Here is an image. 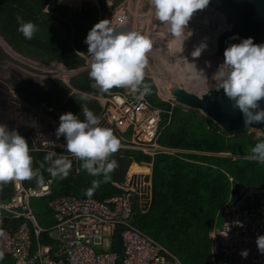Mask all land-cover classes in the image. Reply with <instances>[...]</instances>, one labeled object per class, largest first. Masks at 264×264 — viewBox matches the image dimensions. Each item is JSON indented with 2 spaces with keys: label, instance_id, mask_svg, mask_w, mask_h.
Masks as SVG:
<instances>
[{
  "label": "trees",
  "instance_id": "16d2710c",
  "mask_svg": "<svg viewBox=\"0 0 264 264\" xmlns=\"http://www.w3.org/2000/svg\"><path fill=\"white\" fill-rule=\"evenodd\" d=\"M113 1L119 4L122 0ZM106 3L107 0H97V3L88 1L79 10H73L58 0H0V35L15 52L30 59L42 63L55 61L67 67L83 65L84 58L90 57L85 38L101 13L107 10ZM17 15L38 25L32 39H26L17 30ZM0 53L7 56L2 45ZM14 81V92L19 98L32 105H47L50 116L58 122L60 115L69 111L83 120L80 104H86L97 115L102 107L93 96L107 95L91 86L93 81L89 78L88 70L70 76L69 84L60 78H45L37 89L18 79ZM143 83L150 88V93L146 94L148 98L164 110L162 115L167 120L170 118V123L162 130L160 143L171 148V151L154 157L123 149L111 154L110 160L115 154L132 155L134 162L152 169L149 203L146 209L142 204L135 203L133 223L178 255L184 264H212L214 252L210 233L215 226H221L225 219L220 212L221 207L237 201L242 185L264 186V164L250 159L251 148L264 140V136H257L249 128L230 135L199 110L162 99L149 76H144ZM121 89L114 87L110 91ZM83 93H87L90 99L80 100ZM22 135L29 142V135ZM30 154L33 157L32 167L44 183L51 176L46 171V152L30 151ZM80 164L81 161L79 172H69L63 179L54 178L52 194L40 198L49 202L63 194L88 197L85 189L91 187L93 180L100 183L91 197L104 199L125 191L113 182L112 172L105 182L102 175H89ZM24 183L42 184L37 182L36 176L24 180ZM7 184L12 186L13 182ZM4 213L0 209V218ZM23 220L22 217L13 218L11 222L1 225L11 229ZM50 222L52 225L56 222L54 215ZM120 230L118 228L116 233ZM39 239L53 246L57 243L49 231L42 232ZM221 254L219 250L216 251L217 257ZM10 261L8 258L0 264Z\"/></svg>",
  "mask_w": 264,
  "mask_h": 264
},
{
  "label": "built area",
  "instance_id": "2783aa9c",
  "mask_svg": "<svg viewBox=\"0 0 264 264\" xmlns=\"http://www.w3.org/2000/svg\"><path fill=\"white\" fill-rule=\"evenodd\" d=\"M84 59L86 66L88 61ZM88 68L89 64L83 71ZM57 69L60 73L68 71ZM93 97L102 107L97 115L101 125L119 138V149L140 151L152 157L171 151L160 143L165 127L162 126L164 110L155 106L147 95L140 98L139 92L132 94L122 88L109 91L104 97ZM172 101L178 103L174 97ZM26 108L16 110L18 121L7 122L0 117V124L20 134L27 133L31 151H55L68 159H76L66 150L64 137L58 138L55 134L59 124L45 122V116L36 113L39 107H33V114L27 117ZM169 113L171 116L172 111ZM169 122L170 119L167 124ZM128 133L130 141L125 139ZM149 176L147 180L144 172H129L123 183H116L125 191L104 199L63 194L50 200L56 222L49 228L38 223L31 198L51 195L54 178L48 177L39 186L26 185L24 180L13 182L11 195L0 200V209L10 220L20 217L24 220L15 228H0V263L9 258L15 264H184L178 255L133 223L134 198L138 194L144 205L151 188V173ZM238 195L236 202L221 207L225 219L210 233L212 264H264V253L256 243L257 237L264 235V186L242 185ZM118 228H121L123 256L115 249L114 236ZM43 231H49L57 240L55 248L39 241ZM245 249L246 257L241 255ZM217 250L222 253L220 257L216 256Z\"/></svg>",
  "mask_w": 264,
  "mask_h": 264
},
{
  "label": "clouds",
  "instance_id": "9594fccd",
  "mask_svg": "<svg viewBox=\"0 0 264 264\" xmlns=\"http://www.w3.org/2000/svg\"><path fill=\"white\" fill-rule=\"evenodd\" d=\"M208 3L209 0H150L156 20L166 25L167 30L173 36L183 37V40L191 34L186 31V26L193 13L204 8ZM16 20L19 25L17 30L26 39H32L38 31V25L32 21H25L21 15H17ZM125 23V19L113 23L111 19L105 18L95 23L89 30L85 38V43L88 45L87 53L91 57L88 75L93 81L91 86L98 89L100 93H107L116 87L124 88L132 94L139 92V97L142 98L150 93L149 86L143 81L148 64V53L153 47V42L144 33L135 29H125ZM205 47L206 44L202 41L193 48L190 55L199 56ZM3 48L7 51L5 46ZM52 62L55 66L60 65L59 69L62 71L68 70V74H70V69L75 68ZM207 63L205 61V64ZM187 70L191 78L199 80L205 76L203 69L197 68L193 62L187 65ZM56 71L59 70L56 68ZM210 79L211 89L217 92L222 89L223 96L231 102V107L239 110L244 125L253 126L254 123L264 122V108L259 104L264 98V41L253 42L251 36H244L237 42L228 43L223 48L222 60L217 63ZM79 99L86 101L90 97L87 93H83ZM20 100L21 98L18 97L19 102ZM22 103L27 108L32 105L23 100ZM80 105L84 115L83 120L71 111L62 113L59 117L60 122L54 118V120L51 119V116V118L45 116L44 119L55 125L59 124L55 129V134L58 138L64 137L66 150L81 161L80 166L89 175H102L106 182L110 179L109 173L117 166L109 158L119 149L120 141L111 129L101 125L97 116L100 112L96 115L86 104ZM35 107L44 110V106ZM33 112L32 110L31 114ZM167 122L162 121V126L166 127L170 123L167 124ZM30 151L28 140L18 130L9 129L6 125L0 124V187L9 182L31 180L34 176L37 177L38 183H43V178L38 176L32 167L33 157ZM250 159L264 164V140L258 141L251 148ZM44 161L48 164L46 171L52 177L60 179L69 175L73 163L72 160L58 155L55 151L47 152ZM41 167L44 165L41 164ZM99 183L93 180L91 187L85 189V195L91 197L94 190L99 187ZM2 218L0 228L6 229L1 225L4 224ZM11 220L9 218L8 222ZM114 238L116 246V237ZM256 243L259 251L264 253V235L258 236ZM241 255L246 257L248 251L242 250Z\"/></svg>",
  "mask_w": 264,
  "mask_h": 264
},
{
  "label": "rangeland",
  "instance_id": "374dc122",
  "mask_svg": "<svg viewBox=\"0 0 264 264\" xmlns=\"http://www.w3.org/2000/svg\"><path fill=\"white\" fill-rule=\"evenodd\" d=\"M85 1L87 0H82L83 5L85 4ZM89 1L97 3L96 0ZM58 2L68 4L73 10H79L83 6L82 3H78V0H68L67 3L64 0H58ZM207 5L212 7L210 2ZM106 7L107 10L101 13L95 23L105 18L111 19L113 23H118L120 19H125V29H135L148 35L152 39L153 47L148 53V64L145 68V75L149 76L154 81L155 85H157L158 94L169 100H172V97H175L174 93L177 88L188 90L186 87H189L190 90L188 91L195 92L199 95L211 88V74L215 70L217 63L222 59L212 58L215 60H210L204 48L197 57H192L190 55L191 51L202 41L206 44L208 39L207 36L210 38L212 35H215L216 30L224 27L221 25H225L229 29L233 28L234 30H239L243 25L238 22L236 17L235 19L237 21L233 24L226 22L221 23L220 21L218 23V21L209 13V9L205 6L202 9L196 10L191 16L186 26V31L191 34L187 35L183 40V37L173 36L167 30L166 25L156 20L154 10L150 5V0H122L119 4H115V1L113 0H107ZM209 30L211 31L210 34ZM211 40L212 38L209 39V41ZM0 44L5 46L8 51L7 56L0 53V117L7 122L18 121L19 116L16 113V110L24 109L22 99L19 102L16 94V97L14 98L15 79L24 82L27 86L34 89L39 88L45 78H60L67 82L69 80V75L82 72L87 68V65L91 60V57L86 58L88 61L86 66L79 65L75 67L78 68L76 71H73L75 73L70 72V74L66 75L56 71V68L61 67L60 65L55 66L52 61L49 63H42L25 57L15 52L13 49L10 50V47L1 36ZM205 61L208 63L205 64ZM190 62L195 63L197 68L203 69L205 76L199 80L191 78L187 70V65ZM180 69L186 73L182 75V73L179 72ZM165 81L169 82L168 87L170 90L167 88L169 93L165 89ZM35 106L37 105H30V107L27 108V117L32 115L31 109ZM40 106H44V110L42 111V109L37 108L38 110L36 113L40 112L44 116L50 117V108L45 104H41ZM184 107L186 108L187 106ZM35 117H37V115H35ZM166 120L167 117L162 115L163 123H165ZM45 122L47 121L45 120ZM249 130L255 132L257 136L262 135L259 130H254L252 128H249ZM125 139L126 141H130L131 134L128 133L125 135ZM33 156L35 155L33 154ZM134 201L135 203L137 202L138 205L141 204L138 194L135 196ZM31 206L38 222H40L39 224L45 228H49L52 225L50 219L53 218L54 214L52 215L53 211H50L48 202L40 197H32ZM4 215L5 213L3 216ZM35 248L36 246L34 244L32 248L33 252ZM2 264L15 263L10 261L9 263L3 262Z\"/></svg>",
  "mask_w": 264,
  "mask_h": 264
},
{
  "label": "water",
  "instance_id": "95a60500",
  "mask_svg": "<svg viewBox=\"0 0 264 264\" xmlns=\"http://www.w3.org/2000/svg\"><path fill=\"white\" fill-rule=\"evenodd\" d=\"M217 9L226 13H237L238 22L243 24L239 30H223L219 33L217 46L208 48L207 55L211 58H221L222 50L228 44L237 42L241 37L251 36L253 42L264 41V0H209ZM177 102L183 106L199 110L215 121L223 130L230 135L242 133L246 128L259 130L264 136V122L254 123L253 126L244 125L243 118L238 109L231 107V102L223 96L222 89L217 92L215 89H208L201 95L188 91L187 89L177 88L174 93ZM260 107L264 108V98L259 102ZM73 161L69 172H78L77 159ZM112 161L117 165L112 170V180L114 183L123 182L132 164L133 156L115 154ZM149 180V175H147ZM12 193V187L5 183L0 187V200L7 199ZM150 191L146 195L144 202L145 209L149 203ZM2 221L7 223L9 217L3 216ZM116 251L123 256L121 234L116 235Z\"/></svg>",
  "mask_w": 264,
  "mask_h": 264
},
{
  "label": "bare ground",
  "instance_id": "6f19581e",
  "mask_svg": "<svg viewBox=\"0 0 264 264\" xmlns=\"http://www.w3.org/2000/svg\"><path fill=\"white\" fill-rule=\"evenodd\" d=\"M212 4V3H210ZM213 7V8H212ZM212 7H209V5H206V8L209 9V13L218 21L223 23V22H226V23H235L237 20H238V14L237 13H234V14H227L226 12H223L219 9H217L213 4H212ZM235 17L237 18V20L235 19ZM221 25V24H220ZM221 26H224L222 28H220L219 30H216L215 32V35H212L210 38L207 36V41H206V47L204 48L205 52L208 48H213L215 46H217V43H218V36H219V33L223 30H229V28L225 25H221ZM230 29H233V28H230ZM211 33V31L209 30V34ZM205 35V34H204ZM211 41H209V39H211ZM10 50H12L10 48ZM207 53V52H206ZM209 56V55H208ZM210 60H215V59H212L210 56H209ZM174 67V66H173ZM175 68V67H174ZM175 70V69H174ZM176 71V70H175ZM67 72V71H65ZM180 73L185 74L186 72H183V70H179ZM66 75H68V73H66ZM181 75V76H182ZM185 76V75H184ZM169 85V82L168 81H165V89L166 91L169 93V91L167 90V88L170 90V88L168 87ZM182 85V84H181ZM171 86V85H170ZM188 88V90H190L189 87H186ZM170 95V94H169Z\"/></svg>",
  "mask_w": 264,
  "mask_h": 264
},
{
  "label": "crops",
  "instance_id": "0c3cea01",
  "mask_svg": "<svg viewBox=\"0 0 264 264\" xmlns=\"http://www.w3.org/2000/svg\"><path fill=\"white\" fill-rule=\"evenodd\" d=\"M64 1H66V3H67V1L68 0H64ZM79 2L78 3H82V0H78ZM97 1V0H96ZM77 3V2H76ZM82 5H83V3H82ZM81 5V6H82ZM80 6V7H81ZM122 150V149H121ZM123 150H130V149H123ZM135 151V150H134ZM123 155H126V154H123ZM127 156H132V155H127ZM77 170H78V172L80 171V169H79V160H77ZM129 172H144V173H148V174H150L151 173V175H152V169L150 168V167H148V166H141V165H139L138 163H136V162H134L133 164H132V166H131V168H130V171ZM48 177H52V176H48ZM47 177V178H48ZM46 178V179H47ZM54 178V177H53ZM54 183V182H53ZM53 185V184H52ZM68 195H75V194H68ZM76 196H78V195H76ZM50 202V201H49ZM49 202H48V206H49ZM51 208V207H50ZM52 209V208H51ZM56 240V239H55ZM56 244V243H55ZM52 245V244H51ZM57 245V244H56ZM56 245L55 246H53L54 248L56 247Z\"/></svg>",
  "mask_w": 264,
  "mask_h": 264
}]
</instances>
